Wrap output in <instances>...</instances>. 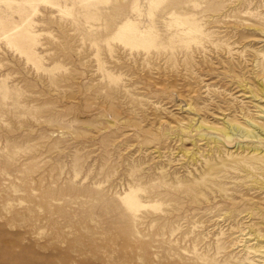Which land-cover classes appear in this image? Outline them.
<instances>
[{
    "label": "rangeland",
    "instance_id": "obj_1",
    "mask_svg": "<svg viewBox=\"0 0 264 264\" xmlns=\"http://www.w3.org/2000/svg\"><path fill=\"white\" fill-rule=\"evenodd\" d=\"M152 1L0 0V264H264V135L196 130L264 123V0Z\"/></svg>",
    "mask_w": 264,
    "mask_h": 264
},
{
    "label": "bare ground",
    "instance_id": "obj_2",
    "mask_svg": "<svg viewBox=\"0 0 264 264\" xmlns=\"http://www.w3.org/2000/svg\"><path fill=\"white\" fill-rule=\"evenodd\" d=\"M263 1V0H262ZM158 3H159V0H153L152 2H151V5H158ZM234 3V2H233ZM242 3V2H241ZM245 3V2H244ZM253 3V2H252ZM255 3V2H254ZM235 4V3H234ZM238 5V4H237ZM138 6V5H137ZM235 7V6H234ZM264 7V6H263ZM236 8V7H235ZM135 9V8H134ZM264 9V8H263ZM138 10V9H137ZM139 12V11H138ZM170 14V13H169ZM243 14V13H242ZM89 15H91V14H89ZM171 15V14H170ZM173 15V14H172ZM178 20V19H177ZM171 22H174V21H171ZM247 22V21H246ZM176 23V22H175ZM241 23V22H240ZM168 24V23H167ZM177 26H178V24H177ZM180 26V25H179ZM248 26V25H247ZM13 27V26H12ZM15 27V26H14ZM180 27H182V26H180ZM253 27V26H252ZM255 27V26H254ZM257 28H258V26H256ZM8 28V27H7ZM168 28V27H167ZM189 28V27H188ZM172 29V28H171ZM8 30V29H7ZM193 31H194V29H192ZM136 31H137V28H136V26H135V24H134V22H132L131 20H129V19H126V20H124L123 22H121L119 25H118V27H117V34L118 35H125V34H133V36L135 35V33H136ZM180 31V30H179ZM184 31V30H183ZM188 31V30H187ZM255 31V30H254ZM261 31V30H260ZM259 32V31H258ZM262 32V31H261ZM31 33V32H30ZM138 33H141V32H139L138 31ZM179 33V32H178ZM192 33V32H191ZM142 34V33H141ZM180 34H182V33H180ZM262 34V33H261ZM28 35V34H27ZM29 36V35H28ZM142 36V35H141ZM178 36V35H177ZM185 36V35H184ZM5 37H7V35H5ZM132 37V36H131ZM182 37V36H181ZM189 37V36H188ZM264 37V36H263ZM170 38V37H169ZM10 39L11 40H16V39H19L18 38V36H15V37H10ZM134 39V38H133ZM132 39V40H133ZM7 40V39H6ZM134 41V40H133ZM189 41V40H188ZM262 41H264V40H262ZM17 42V41H16ZM130 42H131V40H130ZM181 42V41H180ZM183 42H184V40H183ZM122 43V42H121ZM127 44H129L128 42H127ZM124 46H126V43L125 44H123ZM130 45V44H129ZM140 46V45H139ZM138 46V47H139ZM137 47V46H136ZM133 48V47H132ZM132 48H130V49H132ZM34 59H35V57H34ZM254 59V58H253ZM256 60V59H255ZM258 61V60H257ZM253 63H254V61H253ZM253 66V65H252ZM255 68V67H254ZM253 68V69H254ZM264 68V67H263ZM256 69V68H255ZM101 70V69H100ZM257 70V69H256ZM263 76V75H262ZM117 79V78H116ZM261 80V79H260ZM112 81V80H111ZM257 81H259V79L257 80ZM263 81V80H262ZM261 85H262V88H263V90H264V81L261 83ZM243 86V85H242ZM244 86H245V84H244ZM241 87V86H240ZM239 87V88H240ZM259 87V86H258ZM260 88V87H259ZM249 89V88H248ZM260 90H262V89H260ZM256 91H259V90H256ZM249 92H252V91H250L249 90ZM255 92V91H254ZM244 93V92H243ZM255 93H257V92H255ZM254 93V94H255ZM260 94H263L264 93V91H263V93L262 92H259ZM252 94H253V92H252ZM242 95V94H241ZM241 95H240V97H241ZM244 95V94H243ZM249 95V94H248ZM258 95V94H257ZM256 95V96H257ZM254 95H252V97H253ZM259 96V95H258ZM243 97V96H242ZM263 98H264V95L262 96ZM238 98H239V96H238ZM249 98H250V96H249ZM263 98H260V99H263ZM243 99V98H242ZM245 99V98H244ZM248 99V98H247ZM252 101V100H251ZM258 101V100H257ZM264 101V100H263ZM248 102V101H247ZM253 102V101H252ZM255 102H256V100H255ZM240 103V102H239ZM244 104H246V102L244 103ZM256 104V103H255ZM182 105V104H181ZM180 105V106H181ZM189 105V104H188ZM188 105H187V107H188ZM192 106H193V104H191ZM236 105V104H235ZM248 105H250V103L248 104ZM183 106V105H182ZM217 106V105H216ZM237 106H239L238 104H237ZM257 106V105H256ZM259 107H260V105H258ZM257 106V107H258ZM261 106H264V103H263V105L261 104ZM191 107V106H190ZM214 107V106H213ZM218 107V106H217ZM248 107V106H247ZM255 108V106H252V108ZM185 109H186V106L184 107ZM194 108V107H193ZM219 108V107H218ZM232 108V107H231ZM234 108H235V106H234ZM233 108V109H234ZM237 108H239V107H237ZM249 108V107H248ZM188 109V111L189 112H195V111H191V109L188 107L187 108ZM196 109V108H195ZM208 109H209V107H208ZM216 109V108H215ZM220 109V108H219ZM233 109H231V110H233ZM241 109V108H240ZM258 109V108H257ZM194 110V109H193ZM222 110V109H221ZM238 110V109H237ZM261 110H262V112H264V108L262 107L261 108ZM187 111V112H188ZM217 111V110H216ZM219 111V110H218ZM235 111V110H234ZM233 111V112H234ZM241 112H242V110H240ZM232 112V111H231ZM244 112V111H243ZM205 113V112H204ZM218 113V112H217ZM240 113V112H239ZM250 113H251V111H250ZM249 113V114H250ZM254 113H259V112H254ZM261 113V112H260ZM259 113V114H260ZM212 114H213V112H212ZM231 114V113H230ZM229 114V115H230ZM235 114V113H234ZM194 115V114H193ZM215 115V114H214ZM214 115H212V116H214ZM198 116V115H197ZM196 116V117H197ZM236 116V115H235ZM234 116V117H235ZM249 116H252L251 114L249 115ZM256 116V115H255ZM196 117H194V118H196ZM199 117V116H198ZM205 117V116H204ZM220 117H222L221 115L219 116V120H221V123H220V126L219 125H213V123L211 124V123H209L208 124V122H205L203 119H201V116H200V121H199V119H198V121L196 122V125L194 124V121H193V125H195L196 126V130H198V129H200L201 127H203L204 126V128H205V130L206 131H210L211 133H215L216 134V136L215 137H208L207 138V133H199L198 134V136H199V138H202V139H204V140H206V139H211L212 140V142L215 144V146H216V149H218L219 151L221 150V149H224L225 150V147L228 145V144H231V142H232V140H233V136H235V134L233 135L231 132H233V131H236V132H239L238 134H239V137H255V138H259V136L258 135H255L256 133L254 132L255 130H258V131H256V132H259V133H261V134H263L264 135V123H261V122H258V121H256V120H253V118L252 119H249V118H244V123L242 124V123H240V122H238V120L236 121V120H231V119H227L225 116L223 117V118H220ZM241 117H242V115H241ZM246 117V116H245ZM261 117H262V115H261ZM192 119H194L193 117H191ZM214 118V117H213ZM212 118V119H213ZM217 118H218V116H217ZM216 118V119H217ZM189 119V118H188ZM191 119V120H192ZM236 119V118H235ZM241 119V118H240ZM256 119H257V117H256ZM261 119H263V118H261ZM182 121V120H181ZM180 121V122H181ZM243 121V120H242ZM180 122H178V123H180ZM190 122V121H189ZM192 122V121H191ZM190 122V123H191ZM216 123V122H215ZM183 124H185V123H183ZM178 125V124H177ZM180 125H182V124H180ZM186 126H188V123L186 122V124H185ZM184 126V125H183ZM178 127V126H177ZM179 128H182V127H179ZM194 128V127H193ZM187 129V128H186ZM184 130V129H183ZM201 131V130H200ZM193 132V131H192ZM190 133V132H189ZM232 135H231V134ZM172 134V133H171ZM195 134H196V132H195ZM214 134V135H215ZM237 134V135H238ZM184 135V134H183ZM210 135V134H209ZM208 135V136H209ZM181 136V135H180ZM179 136V137H180ZM213 136V135H212ZM262 136V135H261ZM179 137H177L176 136V138H179ZM182 137V136H181ZM194 137H196V136H194ZM193 137V138H194ZM239 137H237V138H239ZM175 138V139H176ZM190 138V137H189ZM188 138V139H189ZM261 138V137H260ZM264 138V137H263ZM191 139V138H190ZM195 139V138H194ZM193 139V140H194ZM234 139H236V137L234 138ZM249 139H251V138H249ZM182 140V139H181ZM196 140V139H195ZM195 140H194V142H195ZM253 140V139H252ZM251 140V141H252ZM257 140V139H256ZM263 140L264 139H262V142H263ZM208 141H210V140H208ZM182 142V141H181ZM203 142V141H202ZM239 142V141H238ZM246 142H248V141H246ZM254 142V141H253ZM261 142V139H260V141H257V142H255V143H252L250 146H251V151H253V156L252 157H250V159H253V163L252 162H250V163H252V164H258V165H261V171H263V173H264V150L262 151V152H258V150L260 149V147L262 146H260L259 145V143ZM261 142V143H262ZM205 143V142H204ZM209 143V142H208ZM241 144H244L243 142H240ZM260 143V144H261ZM193 144H195V143H193ZM210 144V143H209ZM212 144V143H211ZM220 144V145H219ZM196 146H197V144H195ZM239 145V144H238ZM245 145V144H244ZM178 146H179V144H178ZM177 146V147H178ZM196 146L194 147V148H196ZM212 146V145H211ZM249 146V147H250ZM214 147V146H213ZM242 147V146H241ZM245 147V146H244ZM248 148V147H247ZM180 149H182V146L180 147ZM183 149H185V148H183ZM197 149H198V147H197ZM204 149H205V147H204ZM207 149V148H206ZM246 149V148H245ZM262 149H264V148H262ZM261 149V150H262ZM190 150V149H189ZM195 150V149H194ZM203 150V149H202ZM201 150V151H202ZM212 150V149H211ZM228 150H230V149H228ZM171 151V150H170ZM182 151V150H181ZM205 151V150H204ZM223 151V150H222ZM221 151V152H222ZM232 151V150H231ZM230 151V152H231ZM237 151H238V149H237ZM243 151V150H242ZM193 152V151H192ZM197 152V151H196ZM195 152V153H196ZM203 152V151H202ZM208 152V151H207ZM212 152V151H211ZM214 153V152H213ZM216 153V152H215ZM218 153V152H217ZM224 153V152H223ZM222 153V154H223ZM239 153V152H238ZM243 153V152H242ZM199 154V153H198ZM197 154V155H198ZM203 154V153H202ZM241 154V153H240ZM184 155H186V154H184ZM193 155H194V152H193ZM200 155V154H199ZM207 155H209L208 153H207ZM201 156V155H200ZM199 156V157H200ZM185 157V156H184ZM183 157V158H184ZM209 157V156H208ZM212 157V156H211ZM197 158V157H196ZM220 158V157H219ZM173 159V158H172ZM176 159V158H175ZM174 159V160H175ZM171 160V159H170ZM178 160H182V159H179L178 158ZM189 160V159H188ZM227 161V163L226 164H228V161H233V163H237V164H243V165H246V161H245V158L244 157H242V156H240V155H237V154H235V155H228V156H226V158H224V159H220V163L221 164H223V163H225ZM171 162H173V161H171ZM186 162V161H185ZM184 162V163H185ZM194 162V161H193ZM217 161H213L211 158H208V159H205V161H204V165H203V176H209L210 174H211V172L214 170V169H216L215 168V165L217 164L216 163ZM249 163V164H250ZM197 164V163H196ZM200 164V163H199ZM166 165H168V164H166ZM172 165V164H171ZM162 166V165H161ZM189 166H191V165H189ZM229 166H230V164H229ZM232 166V165H231ZM164 167V166H163ZM171 167V166H170ZM188 167V166H187ZM198 167V166H197ZM182 168V167H181ZM201 168V169H202ZM233 168V167H232ZM235 168V167H234ZM239 168V167H238ZM244 168V167H243ZM246 168V167H245ZM170 169V168H169ZM189 169V168H188ZM197 169V168H196ZM226 169V168H225ZM228 169V168H227ZM250 169V168H249ZM148 170H149V168H148ZM174 170V169H173ZM177 170H179V169H177ZM176 170V171H177ZM186 170V169H185ZM229 170V169H228ZM231 170V169H230ZM247 170V169H246ZM193 171V170H192ZM249 172H251V171H249ZM256 172V171H255ZM168 173V172H167ZM200 173V172H199ZM221 173V172H220ZM223 173H225V172H223ZM248 173V172H247ZM262 173V174H263ZM161 174V173H160ZM171 174H173V173H171ZM222 174V173H221ZM232 174V173H231ZM244 174V173H243ZM176 175V174H175ZM190 175V174H189ZM214 175V174H213ZM233 175V174H232ZM231 175V176H232ZM234 175H237V174H234ZM233 175V176H234ZM230 176V175H229ZM232 176V177H233ZM243 176V175H242ZM252 176V175H251ZM250 176V177H251ZM164 177V176H163ZM165 177H167V176H165ZM243 177H245V178H243V179H246L247 177L245 176V174H244V176ZM254 177V176H253ZM179 178H180V176H179ZM187 178V177H186ZM226 178V177H225ZM165 179H167V178H165ZM181 179V178H180ZM195 179V178H194ZM240 179H242V178H240ZM251 179V178H250ZM257 179V178H256ZM170 180V179H169ZM168 180V181H169ZM172 180V179H171ZM175 180V179H174ZM188 180V179H187ZM259 180V179H258ZM135 181V180H134ZM148 181L150 182V180L148 179ZM152 181V180H151ZM242 182H243V180H241ZM246 181V180H245ZM137 182V181H136ZM165 182V181H164ZM174 182V181H173ZM234 182V181H233ZM257 183H258V181H256ZM190 183H192V182H190ZM239 183V182H238ZM264 183V182H263ZM262 183V184H263ZM165 184V183H164ZM240 184V183H239ZM251 184H253V183H251ZM261 184V183H260ZM138 185V184H137ZM172 185V184H171ZM216 185V184H215ZM255 185H259V184H256L255 183ZM264 185V184H263ZM205 186V185H204ZM218 187H220L219 186V184H218ZM172 188V187H171ZM216 188V187H215ZM243 188V187H242ZM257 188V187H256ZM149 189V188H148ZM218 189V188H217ZM259 189H261V188H259ZM263 189V188H262ZM137 190V189H136ZM222 190V189H221ZM243 190V189H242ZM254 190V189H253ZM252 190V191H253ZM257 190V189H256ZM129 191V190H128ZM150 191V190H149ZM245 191V190H244ZM200 192V191H199ZM198 192V193H199ZM264 192V191H263ZM190 193V192H189ZM214 193H216V192H213V194ZM221 193V192H220ZM259 194V193H258ZM262 194V193H261ZM205 195V194H204ZM229 195H231V194H229ZM166 196V195H165ZM213 196V195H212ZM232 196V195H231ZM125 199H127L128 201H127V203H125V205L128 207V208H131L132 210H138L140 207H142L141 206V203H140V201H139V199H138V196L135 194V192H134V190H130L129 191V193H126L125 194ZM218 197V196H217ZM227 197V196H226ZM235 197V196H234ZM233 197V198H234ZM237 197V196H236ZM239 199V198H238ZM235 200V199H234ZM250 201V200H249ZM243 202H245V201H243ZM262 202V201H261ZM145 204V203H144ZM151 204V203H150ZM249 204H253V203H249ZM258 205V204H257ZM256 205V206H257ZM149 205H147V207H148ZM255 206V207H256ZM264 206V205H263ZM259 207H260V205H259ZM146 208V207H145ZM151 208V207H150ZM252 208V207H251ZM253 208H254V206H253ZM224 209V208H223ZM121 211V210H120ZM242 211V210H241ZM248 212H249V208H248V210H247ZM247 211H244V212H247ZM130 212V211H129ZM131 213V212H130ZM134 213V212H133ZM136 213V212H135ZM225 213V212H224ZM223 213V214H224ZM234 213V212H233ZM238 215H240L239 213H240V211H239V213L238 212H236ZM243 213V212H242ZM248 214V213H247ZM250 214V213H249ZM229 215V214H228ZM236 215V214H235ZM259 215V214H258ZM257 215V216H258ZM263 215V214H262ZM136 216V215H135ZM216 216V215H215ZM247 216V215H246ZM249 216V215H248ZM229 217V216H228ZM263 218H264V216H263ZM252 219V218H251ZM134 220V219H133ZM250 220V219H249ZM254 220H257V219H254ZM261 220H263V219H261ZM260 221V220H259ZM264 222V221H263ZM247 223V222H246ZM248 224V223H247ZM245 226V225H244ZM249 226V225H248ZM245 228V227H244ZM250 231V230H249ZM260 247V246H259ZM262 247V246H261ZM258 249V248H257ZM205 264V263H204Z\"/></svg>",
    "mask_w": 264,
    "mask_h": 264
}]
</instances>
